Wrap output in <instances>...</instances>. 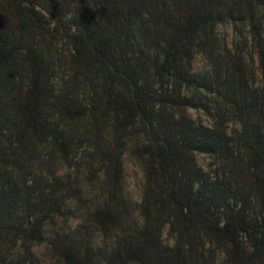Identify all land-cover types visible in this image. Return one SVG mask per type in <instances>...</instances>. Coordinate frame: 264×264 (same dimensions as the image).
Here are the masks:
<instances>
[{
	"label": "trees",
	"instance_id": "16d2710c",
	"mask_svg": "<svg viewBox=\"0 0 264 264\" xmlns=\"http://www.w3.org/2000/svg\"><path fill=\"white\" fill-rule=\"evenodd\" d=\"M227 24L264 76V0H0V264H264V88Z\"/></svg>",
	"mask_w": 264,
	"mask_h": 264
},
{
	"label": "rangeland",
	"instance_id": "374dc122",
	"mask_svg": "<svg viewBox=\"0 0 264 264\" xmlns=\"http://www.w3.org/2000/svg\"><path fill=\"white\" fill-rule=\"evenodd\" d=\"M244 30L243 28L240 29L239 32L234 29V26L232 24H227L224 25L220 28V38L222 42L224 43L225 41H230L232 42L233 47H239L240 50L245 54L248 60V64L252 66V69L255 73L254 75V82H255V87L258 89L264 88V76L261 74L260 69L258 68V61H257V56L255 54L253 46H251L249 42L245 40L244 37L240 36V32ZM247 29L245 30V33H247ZM195 67L197 71L201 72L202 75H207L210 70H208V65L207 62L201 57H197L195 61ZM214 99L215 96H203V101L209 105H214ZM196 116L203 117L204 119L206 118L205 116V111L200 110L199 112H194ZM230 129H235L236 126L235 124L231 123L229 124ZM198 161L201 166H203L206 170L210 171L213 169V160L211 158H208L205 155H199L198 156ZM124 166H125V195L126 197L134 201L140 200L141 197V177H142V170L139 166V164L135 161V159L127 153L124 157ZM64 166L61 165L60 163L57 164V171L60 172H65ZM85 182V181H84ZM95 187L88 186V190H93ZM78 225V221H73L70 222L69 225L65 224L63 221L60 222L59 225L55 227H48L47 228V236L50 238L52 237V232L53 230H61V229H74ZM166 238L168 237V234L166 233ZM102 241V239H100ZM99 241V242H100ZM39 256L43 261H46L47 263L55 264L56 261L53 259L51 256V252L49 250L48 244H44L42 247L39 248L38 250ZM219 254V253H218ZM219 259L217 264H227L224 256L222 254L218 255Z\"/></svg>",
	"mask_w": 264,
	"mask_h": 264
}]
</instances>
